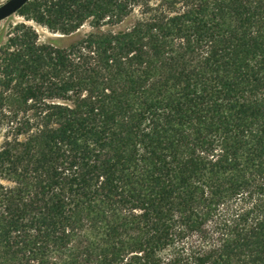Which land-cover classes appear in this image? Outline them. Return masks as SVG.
<instances>
[{"label":"trees","instance_id":"obj_1","mask_svg":"<svg viewBox=\"0 0 264 264\" xmlns=\"http://www.w3.org/2000/svg\"><path fill=\"white\" fill-rule=\"evenodd\" d=\"M0 53V264H264V0H32ZM8 183L9 185H5Z\"/></svg>","mask_w":264,"mask_h":264},{"label":"rangeland","instance_id":"obj_2","mask_svg":"<svg viewBox=\"0 0 264 264\" xmlns=\"http://www.w3.org/2000/svg\"><path fill=\"white\" fill-rule=\"evenodd\" d=\"M9 0H0V7L7 3ZM32 15L22 16L16 13L15 15L0 22V53L7 45L8 40L16 34V26L25 25L32 28L40 38L42 43L53 44L59 48L69 49L72 45H76L79 41L87 35L96 33L95 28L91 23H86L78 32L71 36H63L61 34L52 33L47 28L38 25L32 20ZM1 62V61H0ZM17 88L13 87L10 91L6 92L4 102L0 107V148L3 146L7 138L15 135V129L19 123L24 121L25 117L22 116L23 108L20 107L19 99L16 95ZM3 90L0 87V93ZM5 185H9L5 183Z\"/></svg>","mask_w":264,"mask_h":264},{"label":"water","instance_id":"obj_3","mask_svg":"<svg viewBox=\"0 0 264 264\" xmlns=\"http://www.w3.org/2000/svg\"><path fill=\"white\" fill-rule=\"evenodd\" d=\"M32 0H9L0 7V22L15 15Z\"/></svg>","mask_w":264,"mask_h":264}]
</instances>
